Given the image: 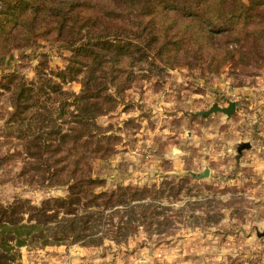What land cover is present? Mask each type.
Returning a JSON list of instances; mask_svg holds the SVG:
<instances>
[{
	"label": "trees",
	"instance_id": "trees-1",
	"mask_svg": "<svg viewBox=\"0 0 264 264\" xmlns=\"http://www.w3.org/2000/svg\"><path fill=\"white\" fill-rule=\"evenodd\" d=\"M0 6V55L39 39L72 52L63 69L47 72L42 63L35 82L17 72L0 82L11 91L8 128L24 142L21 175L41 191L65 188V195L39 203L0 201V264H17L19 254L7 247L13 242L98 247L107 238L127 242L141 228L167 236L176 216L183 220V207L168 213L182 185L166 177L158 186L106 188L90 165L105 158L115 136L96 120L118 107L119 95L139 79L135 69L261 66L264 0H0ZM75 81L82 85L79 94L65 89ZM189 205L196 208L191 202L184 208ZM25 221L33 229L23 241L17 229Z\"/></svg>",
	"mask_w": 264,
	"mask_h": 264
},
{
	"label": "rangeland",
	"instance_id": "rangeland-1",
	"mask_svg": "<svg viewBox=\"0 0 264 264\" xmlns=\"http://www.w3.org/2000/svg\"><path fill=\"white\" fill-rule=\"evenodd\" d=\"M71 54L59 43L39 39L0 55V82L13 72L35 82L42 63L49 66L47 72L63 69ZM135 75L139 79L119 95L118 107L96 120L115 139L106 159L93 161L90 168L105 179L106 188L158 186L166 177L175 179L181 193L168 213L183 207V220L176 216L164 237L141 228L127 242L107 238L98 247L13 242L7 247L19 254L16 263L264 264V63L246 70L230 63L218 72L187 66L164 72L135 69ZM81 88L78 81L65 86L75 94ZM232 101V115H204ZM12 109L11 91L1 87L0 201L23 197L39 203L65 195L63 187L41 191L21 175L27 160L23 140L7 125ZM68 127L64 124V130ZM206 169L208 176H196ZM183 177L188 180L181 183ZM187 202L196 208H184ZM111 214L114 210L103 214V225ZM32 229L25 221L17 231L24 241Z\"/></svg>",
	"mask_w": 264,
	"mask_h": 264
},
{
	"label": "water",
	"instance_id": "water-1",
	"mask_svg": "<svg viewBox=\"0 0 264 264\" xmlns=\"http://www.w3.org/2000/svg\"><path fill=\"white\" fill-rule=\"evenodd\" d=\"M235 109H236V103L232 101V102H230L229 106H227V107H221L219 105H215V106L211 107L210 110L205 111L204 115L207 116V115H210L214 112H224L228 115H232V113H234ZM208 174H209V170L206 169L203 173H200L196 176L200 178V177H206V176H208Z\"/></svg>",
	"mask_w": 264,
	"mask_h": 264
}]
</instances>
